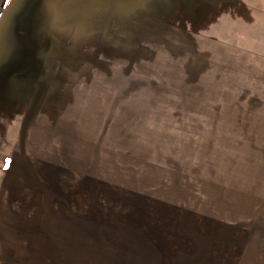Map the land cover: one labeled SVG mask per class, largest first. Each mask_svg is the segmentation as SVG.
Segmentation results:
<instances>
[{"label":"rangeland","instance_id":"rangeland-1","mask_svg":"<svg viewBox=\"0 0 264 264\" xmlns=\"http://www.w3.org/2000/svg\"><path fill=\"white\" fill-rule=\"evenodd\" d=\"M210 32L36 79L0 25V264H264V18Z\"/></svg>","mask_w":264,"mask_h":264},{"label":"crops","instance_id":"crops-1","mask_svg":"<svg viewBox=\"0 0 264 264\" xmlns=\"http://www.w3.org/2000/svg\"><path fill=\"white\" fill-rule=\"evenodd\" d=\"M10 0H3L6 7ZM7 39L37 47L28 68L17 66L21 77L74 79L103 71L105 62L151 61L152 28L188 32L213 45L244 42L225 40L210 31L226 30L232 23L258 28L263 21L262 1L256 0H14ZM254 7L257 9L255 10ZM264 12V11H263ZM252 14L254 17L249 18ZM11 21V20H10ZM5 26V27H4ZM14 31V33H13ZM208 31V33L199 32ZM202 34V35H201ZM207 41V42H208ZM40 46L44 55L35 68ZM29 49V48H28ZM29 51V50H28ZM27 52V51H26ZM148 53L149 57H146ZM138 55V57L136 56ZM142 57V58H140ZM264 66V57H251ZM24 61V60H23ZM26 71V73H24ZM92 72V74L90 73ZM98 75V74H97ZM102 75V74H101ZM264 79V76H263ZM73 81H71L72 83ZM134 264H153L138 260Z\"/></svg>","mask_w":264,"mask_h":264}]
</instances>
